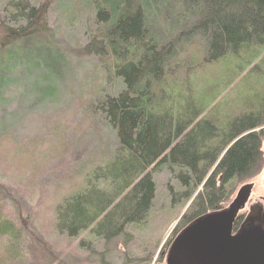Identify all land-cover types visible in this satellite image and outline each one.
I'll list each match as a JSON object with an SVG mask.
<instances>
[{"label": "trees", "instance_id": "16d2710c", "mask_svg": "<svg viewBox=\"0 0 264 264\" xmlns=\"http://www.w3.org/2000/svg\"><path fill=\"white\" fill-rule=\"evenodd\" d=\"M84 1L93 19L87 44L77 51L92 58L94 88L83 84V76L74 111L82 127L96 135L101 127L108 131L109 142L87 163L89 171L79 173V188L56 206L55 232L66 239L87 234L79 247L95 252L98 244L117 238L128 245L144 231L157 175L170 177V205L194 198L177 229L222 209L234 192L231 184L256 174L264 98L233 119L220 104L205 113L206 105L190 99L185 71L198 69L200 61L214 66L258 54L264 46V0ZM41 17L30 0H0V103L13 85L30 91V98L54 102L64 71L74 78L82 65L77 51L43 38L49 29ZM52 136L59 137V130ZM242 220L239 215L234 229ZM18 222L0 214L8 254L23 229L34 232L21 217ZM29 247L34 256L57 260L39 239Z\"/></svg>", "mask_w": 264, "mask_h": 264}, {"label": "rangeland", "instance_id": "374dc122", "mask_svg": "<svg viewBox=\"0 0 264 264\" xmlns=\"http://www.w3.org/2000/svg\"><path fill=\"white\" fill-rule=\"evenodd\" d=\"M31 2L48 26L49 33L43 38L49 36L62 50L69 46V51H80L81 45L87 44L86 30L92 25L93 16L84 0ZM78 51L73 53L76 57L80 56ZM245 57L243 61L226 60L214 66L200 61L196 66L198 69L186 70L187 83L192 84L191 88L186 85L191 92L190 99L206 105L205 113L220 104L229 119L244 113L245 106L262 102L264 46L258 54L247 53ZM80 58V61L75 59L82 65L76 68L74 78L64 71L54 102L30 98L31 92H20L18 85L6 87L4 91V101L0 103V117H3L0 121V214L12 218L18 226L21 217L30 223V230L34 232L27 233L23 229L18 245L13 244V253L10 251L9 254L5 252L8 242L0 239V264H57L58 261L64 264H165L170 243L185 227L176 229V226L194 199L170 205L166 188L170 177L166 173L155 176V197L148 223L144 231L135 233L138 239L133 234L128 245L123 238H117L105 246L98 244L95 252H90L86 247H79V242L84 241L80 238L87 240V234L79 239H66L55 232L56 206L60 200L69 197L72 190L79 188V173L89 171L87 163L102 154L105 151L103 145L109 142L108 131L101 127V134L96 135L94 129L82 127L74 111L79 105L74 103L82 77L85 78L83 84L94 88L91 83L95 74L92 73L95 72L92 58ZM172 69L167 71L170 76H173ZM166 78L169 83L171 77ZM257 91L260 93L252 94ZM58 130L59 137H53ZM260 151L256 174L231 184L234 192L222 209L232 201L239 187L249 183L253 184L249 205L262 204L264 142ZM247 212L246 208L243 216ZM38 239L51 250L49 253L56 261L49 262L46 257L43 260L39 253L34 256L29 251V246Z\"/></svg>", "mask_w": 264, "mask_h": 264}, {"label": "water", "instance_id": "95a60500", "mask_svg": "<svg viewBox=\"0 0 264 264\" xmlns=\"http://www.w3.org/2000/svg\"><path fill=\"white\" fill-rule=\"evenodd\" d=\"M252 190L253 184L242 185L227 207L188 223L170 243L165 264H264V214L259 204L248 206Z\"/></svg>", "mask_w": 264, "mask_h": 264}, {"label": "flooded vegetation", "instance_id": "af4514ba", "mask_svg": "<svg viewBox=\"0 0 264 264\" xmlns=\"http://www.w3.org/2000/svg\"><path fill=\"white\" fill-rule=\"evenodd\" d=\"M261 201H262V204L261 203H258V204L261 206V214H264V197H261Z\"/></svg>", "mask_w": 264, "mask_h": 264}, {"label": "bare ground", "instance_id": "6f19581e", "mask_svg": "<svg viewBox=\"0 0 264 264\" xmlns=\"http://www.w3.org/2000/svg\"><path fill=\"white\" fill-rule=\"evenodd\" d=\"M250 202H251V200H250ZM250 202H249V204H250ZM249 204H248V205H249ZM244 211H245V209H244L242 212H244ZM242 212H240L239 215H244ZM239 215H238V216H239Z\"/></svg>", "mask_w": 264, "mask_h": 264}]
</instances>
